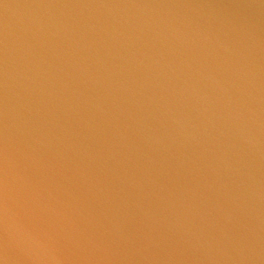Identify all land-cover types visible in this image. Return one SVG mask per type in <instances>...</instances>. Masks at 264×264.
<instances>
[{
	"label": "water",
	"instance_id": "95a60500",
	"mask_svg": "<svg viewBox=\"0 0 264 264\" xmlns=\"http://www.w3.org/2000/svg\"><path fill=\"white\" fill-rule=\"evenodd\" d=\"M3 181L0 264H264V0H0Z\"/></svg>",
	"mask_w": 264,
	"mask_h": 264
},
{
	"label": "clouds",
	"instance_id": "9594fccd",
	"mask_svg": "<svg viewBox=\"0 0 264 264\" xmlns=\"http://www.w3.org/2000/svg\"><path fill=\"white\" fill-rule=\"evenodd\" d=\"M0 201L3 202V221L0 223V244L4 247H12L23 255L34 256L39 260L43 258L44 250L52 247L53 238L41 229L24 227L19 236H10L7 221L9 218L7 183L0 186Z\"/></svg>",
	"mask_w": 264,
	"mask_h": 264
}]
</instances>
